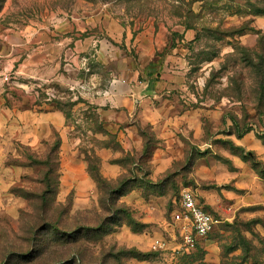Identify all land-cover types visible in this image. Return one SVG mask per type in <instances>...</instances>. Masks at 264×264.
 <instances>
[{"label": "rangeland", "instance_id": "374dc122", "mask_svg": "<svg viewBox=\"0 0 264 264\" xmlns=\"http://www.w3.org/2000/svg\"><path fill=\"white\" fill-rule=\"evenodd\" d=\"M41 2L6 0V21L18 23ZM43 3L107 5L126 18L196 28L189 78L202 77L203 95L218 104L183 129L171 161L158 163L149 127L141 151H123L88 110L72 114L66 98L60 107L84 168L64 161L59 133L28 140L21 115L0 94V264H264V29L255 22L264 17V0ZM244 33H252L253 45L240 43ZM104 156L120 164L116 177L101 170ZM186 189L218 219L193 247L179 245L172 216Z\"/></svg>", "mask_w": 264, "mask_h": 264}, {"label": "crops", "instance_id": "0c3cea01", "mask_svg": "<svg viewBox=\"0 0 264 264\" xmlns=\"http://www.w3.org/2000/svg\"><path fill=\"white\" fill-rule=\"evenodd\" d=\"M40 2L16 24L6 21L8 3L0 11V94L21 115L27 139L59 133L64 161L86 167L60 107L67 98L72 114L88 110L123 151H141L142 129L149 127L156 139L152 161H171L183 129L218 104L203 95L202 77L189 78L199 31L154 16L126 18L107 5L69 9ZM255 22L264 29V17ZM253 40L252 33L240 36L245 46ZM101 170L116 177L120 164L104 156Z\"/></svg>", "mask_w": 264, "mask_h": 264}, {"label": "built area", "instance_id": "2783aa9c", "mask_svg": "<svg viewBox=\"0 0 264 264\" xmlns=\"http://www.w3.org/2000/svg\"><path fill=\"white\" fill-rule=\"evenodd\" d=\"M172 216L178 228L181 247H193L209 237L218 223L216 216L190 189L181 192Z\"/></svg>", "mask_w": 264, "mask_h": 264}, {"label": "trees", "instance_id": "16d2710c", "mask_svg": "<svg viewBox=\"0 0 264 264\" xmlns=\"http://www.w3.org/2000/svg\"><path fill=\"white\" fill-rule=\"evenodd\" d=\"M5 2H6V0H0V11L2 10V8H3L4 4H5ZM52 2L55 3L56 0H55V1L52 0ZM122 192H123V191H122ZM120 194L122 195L123 193H120Z\"/></svg>", "mask_w": 264, "mask_h": 264}]
</instances>
